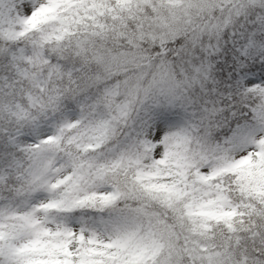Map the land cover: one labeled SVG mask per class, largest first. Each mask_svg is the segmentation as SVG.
I'll return each mask as SVG.
<instances>
[{"label":"snow or ice","instance_id":"obj_1","mask_svg":"<svg viewBox=\"0 0 264 264\" xmlns=\"http://www.w3.org/2000/svg\"><path fill=\"white\" fill-rule=\"evenodd\" d=\"M0 264H264V0H0Z\"/></svg>","mask_w":264,"mask_h":264}]
</instances>
